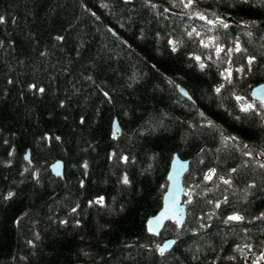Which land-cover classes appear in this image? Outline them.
Instances as JSON below:
<instances>
[{"label": "trees", "instance_id": "16d2710c", "mask_svg": "<svg viewBox=\"0 0 264 264\" xmlns=\"http://www.w3.org/2000/svg\"><path fill=\"white\" fill-rule=\"evenodd\" d=\"M262 22L264 0H0V264H264ZM173 154L187 215L155 236Z\"/></svg>", "mask_w": 264, "mask_h": 264}, {"label": "water", "instance_id": "95a60500", "mask_svg": "<svg viewBox=\"0 0 264 264\" xmlns=\"http://www.w3.org/2000/svg\"><path fill=\"white\" fill-rule=\"evenodd\" d=\"M209 21L215 22L213 19H209ZM216 21L219 22L220 20ZM261 26L264 28V22L261 23ZM177 89L181 95L191 99L190 94L184 87L178 86ZM250 97L252 99L251 104L256 101L261 103L264 108V82L253 85L250 90ZM241 103L244 104L245 101L241 100ZM120 131L118 120L114 117L112 121L113 136L117 137ZM24 158L32 164L29 150L25 152ZM189 162L188 158H181L177 154H173L166 174L167 186L162 196V205L155 214L147 218L145 223L148 233L158 236L166 222L175 223L177 228L182 227L187 215L186 203L183 200L185 193L183 177L189 168ZM49 167L55 176L63 177L64 164L62 160H54ZM174 242L175 237L163 240L162 243L158 244L157 252L164 254L173 246Z\"/></svg>", "mask_w": 264, "mask_h": 264}, {"label": "snow or ice", "instance_id": "6c2138e0", "mask_svg": "<svg viewBox=\"0 0 264 264\" xmlns=\"http://www.w3.org/2000/svg\"><path fill=\"white\" fill-rule=\"evenodd\" d=\"M191 2V0H189V3ZM218 51H219V49H218ZM41 91H42V89H41ZM217 91H219V89H217ZM237 99L239 100V99H241L240 97H237ZM248 107H251V105H248ZM242 110H244V111H247V107L246 108H243ZM124 182L125 183H127L128 181H127V178H125V180H124ZM102 199V198H101ZM229 219H232V220H238V219H240V217H238V216H232V217H230Z\"/></svg>", "mask_w": 264, "mask_h": 264}, {"label": "flooded vegetation", "instance_id": "af4514ba", "mask_svg": "<svg viewBox=\"0 0 264 264\" xmlns=\"http://www.w3.org/2000/svg\"><path fill=\"white\" fill-rule=\"evenodd\" d=\"M220 21H221V20H220ZM253 103H254V102H253ZM253 103H252V104H253ZM246 104H247V103L245 102L243 105H246ZM249 104H251V103H249ZM252 104H251V105H252Z\"/></svg>", "mask_w": 264, "mask_h": 264}, {"label": "rangeland", "instance_id": "374dc122", "mask_svg": "<svg viewBox=\"0 0 264 264\" xmlns=\"http://www.w3.org/2000/svg\"><path fill=\"white\" fill-rule=\"evenodd\" d=\"M249 105V103H247L245 106H248Z\"/></svg>", "mask_w": 264, "mask_h": 264}]
</instances>
